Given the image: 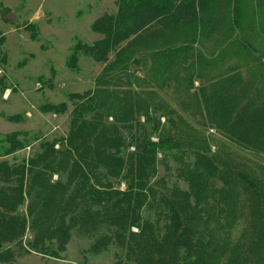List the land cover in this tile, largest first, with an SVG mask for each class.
I'll return each instance as SVG.
<instances>
[{
    "label": "trees",
    "instance_id": "trees-1",
    "mask_svg": "<svg viewBox=\"0 0 264 264\" xmlns=\"http://www.w3.org/2000/svg\"><path fill=\"white\" fill-rule=\"evenodd\" d=\"M116 6L91 27L102 39L75 48L96 62L109 54L114 61L96 89L69 96L67 136L41 143L28 160L0 162V264L14 261L4 246L27 230L28 248L53 259L76 231L96 238L95 255L120 248L125 263L117 264H264V180L228 154L212 155L207 139L160 102L152 85L142 88L126 74L149 66L153 85L181 96L183 113L264 158V0H117ZM3 42L0 32V48ZM40 111L62 115L67 105ZM163 111L175 135L161 131L155 117ZM6 143L1 157L25 148L18 133ZM160 151L192 157L178 169L186 190L151 183ZM145 208L154 222L142 218ZM239 221L244 229L233 240Z\"/></svg>",
    "mask_w": 264,
    "mask_h": 264
},
{
    "label": "rangeland",
    "instance_id": "rangeland-1",
    "mask_svg": "<svg viewBox=\"0 0 264 264\" xmlns=\"http://www.w3.org/2000/svg\"><path fill=\"white\" fill-rule=\"evenodd\" d=\"M116 1L0 0V32L4 38L0 54L6 60L5 65L0 66V76L5 77L6 84V90L0 92V162L6 161L13 165L28 160L38 151L41 143L67 136L73 108L69 96L96 89L97 79L107 64L114 61V55L109 54L105 61L96 62L82 52H77L75 48L93 46L102 39L91 27L100 17L116 13ZM9 14L16 19L15 22L6 19ZM260 47L263 48L264 44H260ZM74 57L76 63L71 66V59ZM128 73L139 80L140 87H145L146 82L152 85L151 88L157 93L160 102L182 117L189 128L207 139L212 155L228 154L245 163L264 180L263 157L242 150L214 129L203 125L198 117L193 118L183 113L180 106L181 96L172 87L161 89L155 84L154 86L149 66L142 69L132 66L126 72ZM121 79L124 83V76ZM198 87L197 82L195 88ZM62 103L67 105V111L62 115L40 111L44 105ZM12 117H19V120L10 122L9 118ZM170 117L163 111L155 118L159 121L162 132L174 134L175 131L169 126ZM140 124H143V119ZM145 128L149 129L148 126ZM12 133L19 134V140L24 142L25 148L14 155L1 157L8 147L6 138ZM150 141L157 143V138L151 137ZM56 146L55 150H58L59 145ZM128 152H132V149ZM192 162V157L179 156L176 151H160L156 157V173L151 183L163 180L169 188L186 190V184L178 177V169ZM57 180L54 175L52 181ZM115 187L125 189L123 184ZM28 202L26 200L18 209L19 214L25 215ZM141 215L145 220L155 221V216L149 209H143ZM243 229L244 224L239 221L232 230L233 240L238 239ZM31 239L32 234L27 230L17 244L4 246L14 255V261L10 264L125 263L123 251L114 245L105 252L93 254L90 248L96 238L76 231L71 233L66 252L60 254V259L31 251L27 246Z\"/></svg>",
    "mask_w": 264,
    "mask_h": 264
},
{
    "label": "water",
    "instance_id": "water-1",
    "mask_svg": "<svg viewBox=\"0 0 264 264\" xmlns=\"http://www.w3.org/2000/svg\"><path fill=\"white\" fill-rule=\"evenodd\" d=\"M6 19H8L10 21H14V22L16 21V19L10 14L6 16Z\"/></svg>",
    "mask_w": 264,
    "mask_h": 264
},
{
    "label": "built area",
    "instance_id": "built-area-1",
    "mask_svg": "<svg viewBox=\"0 0 264 264\" xmlns=\"http://www.w3.org/2000/svg\"><path fill=\"white\" fill-rule=\"evenodd\" d=\"M56 148H57V146H56Z\"/></svg>",
    "mask_w": 264,
    "mask_h": 264
}]
</instances>
